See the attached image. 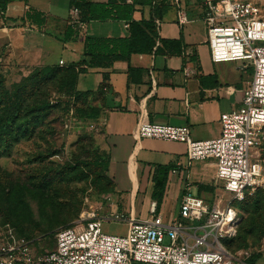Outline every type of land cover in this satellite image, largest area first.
<instances>
[{
    "label": "crops",
    "instance_id": "crops-1",
    "mask_svg": "<svg viewBox=\"0 0 264 264\" xmlns=\"http://www.w3.org/2000/svg\"><path fill=\"white\" fill-rule=\"evenodd\" d=\"M201 2L152 0L151 5H139L133 19L154 20L160 36L181 40L180 46L174 43L160 53L155 50L133 53L129 60L116 59L106 66L89 65L85 40L88 36L126 37L128 20L82 21L81 10L72 0H15L8 3L5 11L0 10L2 62H9V68L28 73L36 67L58 65L64 60L62 66L83 69L78 75L77 89L92 91L91 97L102 105L104 112L103 139L110 158L108 175L115 185L114 192L109 193L111 213L146 219L151 203L156 201L163 218L172 220L179 213L167 215L165 209L171 181L175 183L174 199L178 206L187 183L203 197H211V185L219 184L215 181L213 160L191 162L185 143L136 136L137 123L143 119L158 124L188 125L194 140L213 139L221 133V114L242 104L252 78V71H247L249 67L243 66L242 61H214L205 26L201 27L194 20L184 24L178 21L180 11L188 14V10L193 9L195 12L196 6L201 8ZM161 3L167 7L158 15L154 7ZM73 9L79 10L80 23L72 22ZM28 10L41 13L44 22L34 20L33 16L25 19ZM69 25L76 34L66 38ZM100 86L105 88L103 95H100ZM159 165L172 167L160 203L153 198V174Z\"/></svg>",
    "mask_w": 264,
    "mask_h": 264
},
{
    "label": "built area",
    "instance_id": "built-area-1",
    "mask_svg": "<svg viewBox=\"0 0 264 264\" xmlns=\"http://www.w3.org/2000/svg\"><path fill=\"white\" fill-rule=\"evenodd\" d=\"M201 7L212 59L252 66L241 106L221 114V133L213 139L194 140L188 125L143 119L137 123L136 136L183 142L191 162L213 160L215 181L230 199L224 203L218 193L203 197L187 183L179 214L172 220L163 218L156 201L146 219L124 213L101 217L93 211L85 223L59 228L54 247L41 255L11 223L0 222V264H244L252 255V250L234 254L226 242L238 232L239 214L233 202L264 189V2L202 0ZM178 21H189L185 10L179 12ZM72 22L80 23L78 9L72 11ZM105 218L127 222V235L104 233ZM166 237L170 243L164 242Z\"/></svg>",
    "mask_w": 264,
    "mask_h": 264
},
{
    "label": "rangeland",
    "instance_id": "rangeland-1",
    "mask_svg": "<svg viewBox=\"0 0 264 264\" xmlns=\"http://www.w3.org/2000/svg\"><path fill=\"white\" fill-rule=\"evenodd\" d=\"M195 9V12L188 10L189 20L205 26L207 32L206 24L201 21L202 7ZM9 66V62L0 64V116L11 104L14 90L33 72L23 73ZM249 68L247 71L251 72L252 66ZM88 85L92 87V82ZM25 97L27 103L49 101L54 107L32 135L15 138L5 149L0 147V222L15 223L35 253L41 255L54 247L59 228L85 223L93 211L101 217L111 213L108 210L111 195L104 191V185L108 184L104 179L108 148L103 139L104 112L99 110L94 98H77L56 81L45 80L34 87L28 86ZM95 108L98 115H90ZM211 192L221 194L224 203L230 199L220 183L211 185ZM175 194V183L171 181L165 207L167 215L179 213ZM245 200L233 202L238 210L239 226L233 242L227 243L228 248L234 254L243 250L261 252L253 264H264V233L256 225L263 222L254 223V231L250 232L246 223L251 215L245 209L248 204L264 206V199ZM261 210L264 212V208ZM256 217L259 216L255 214L253 222ZM240 229L249 231L246 238L239 237ZM102 231L127 235L128 224L105 218ZM164 242L170 243V238L166 237ZM249 258L244 259V264H251Z\"/></svg>",
    "mask_w": 264,
    "mask_h": 264
},
{
    "label": "trees",
    "instance_id": "trees-1",
    "mask_svg": "<svg viewBox=\"0 0 264 264\" xmlns=\"http://www.w3.org/2000/svg\"><path fill=\"white\" fill-rule=\"evenodd\" d=\"M12 1L15 0H0V10L5 11L8 3ZM72 3L80 8L82 21L118 18L130 22L129 35L126 37L94 38L88 36L86 38L85 54L90 57L89 65L91 66H106L116 59L129 60L133 53H150L153 50L160 53L165 51V47L167 46L174 43L178 44V46L181 44V40L162 38L159 34V27L154 20L137 21L133 19V12L138 6L151 5L152 0H132L131 3L127 2V0H109L108 2L72 0ZM164 6L167 7V4L161 3L154 7L155 13L161 15ZM32 16L34 20L40 23L44 22V19L40 17L41 13L34 10H28L25 19L32 18ZM75 34L76 30L73 26H67L65 37L69 38ZM158 42L159 44H157ZM177 52H180V50L178 49ZM82 70L81 68L77 69L75 66H62L60 64L45 65L33 69V72H31L14 90L11 104L0 116V147L5 149L15 138H20L28 134L32 135L39 125H42L45 118L54 107L49 101H38L32 104L27 103L25 92L28 86L34 87L41 80L56 81L60 84L61 88L73 93L77 98H86V96L91 97L92 91H80L77 89L78 75ZM104 90V86H100V95L105 93ZM98 107L99 110L103 109L102 105H98ZM99 110L96 109L89 114L97 116ZM51 154L52 151L48 152L47 156ZM109 160V153L107 152L104 162V179L108 184L104 185V191L112 193L115 190V185L112 178L108 175ZM87 166L90 167V165ZM171 169V165H159L156 167L153 174V180L155 182L153 198L156 199L158 203H160L164 197L165 187ZM43 178L46 179L47 177L43 176ZM245 199L246 202L251 199H256L257 202H259L261 199H264V189H258L253 196H249ZM262 208H264V206L260 203L253 207L249 206V204L246 206V211L251 215L246 223V228H248L250 232L254 231V223L261 220L263 224L256 225L261 229V232L264 233V212L261 210ZM255 214L259 217H256V220L253 222ZM6 222L11 223L16 228V232L19 236H24L15 223L10 221L1 223ZM249 231L244 232L240 229L239 237L246 238V234ZM233 240L234 238L226 242L227 247V243L233 242ZM260 255L261 252L252 253L248 262L253 264Z\"/></svg>",
    "mask_w": 264,
    "mask_h": 264
}]
</instances>
